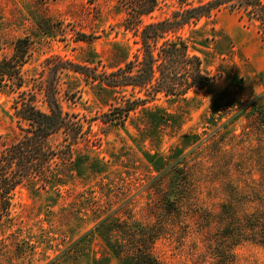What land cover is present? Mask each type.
<instances>
[{"label": "rangeland", "instance_id": "rangeland-1", "mask_svg": "<svg viewBox=\"0 0 264 264\" xmlns=\"http://www.w3.org/2000/svg\"><path fill=\"white\" fill-rule=\"evenodd\" d=\"M224 1L209 17L167 36L180 37L188 55L199 57L211 86L181 98L159 94L115 125L103 124L100 115L122 96L143 98L144 92L112 91L60 70L58 61L109 73L134 60L140 45L121 26L119 1L0 0L3 54L11 53L14 40L29 37L27 81L55 79L62 110L76 115L84 130L90 126L74 147L78 166L68 169L63 185L24 183L7 210L0 205V264H120L94 233L109 216L164 225L152 249L164 264H211L218 230L247 233L240 227L244 215L255 213L264 196V145L249 111L255 99L264 105V0ZM179 7L177 0H160L143 23L166 19ZM13 97L0 89V148L21 133ZM62 137L50 143L58 146ZM224 203L235 207L236 219L218 217ZM86 235L74 259L68 250ZM243 239L228 243L235 263L264 264V247Z\"/></svg>", "mask_w": 264, "mask_h": 264}, {"label": "trees", "instance_id": "trees-1", "mask_svg": "<svg viewBox=\"0 0 264 264\" xmlns=\"http://www.w3.org/2000/svg\"><path fill=\"white\" fill-rule=\"evenodd\" d=\"M118 1L123 13L121 26L131 32L140 45L134 60L109 73H95L85 65L58 61L60 70L81 74L85 79L97 81L112 91L130 88L144 92L143 98L122 96L120 105L100 115L103 124L123 125L130 113L155 100L159 94L181 98L190 91L211 86L213 78L203 72L199 57L188 55L187 45L180 37L171 40L167 36L175 35L184 26L195 24L203 17H209L213 10L225 3L224 0H207L195 5L192 0H177L180 7L170 17L148 24L143 23V18L155 11L160 0ZM78 40L89 39L80 35ZM31 45L29 37L18 38L12 43L11 53L4 55L0 42V89L14 96L11 108L21 132L14 141L0 148V205L4 210L9 208L14 191L24 183L38 181L43 188L63 185L68 174H72L71 171L68 173V169L72 167L76 170L78 166V161L72 160L75 145L90 132L89 125L84 130L83 122L76 115L62 110L55 79L40 77V80L27 81L24 67L31 57ZM39 98L46 105V111L38 108ZM249 107L264 145V105L261 100L255 99ZM58 134L63 136L62 144L53 146L50 139ZM259 204V209L244 215L245 222L240 224V227H247V233L241 230L239 234L225 236L227 229L218 230L211 264H236L228 245L240 240L241 236L246 238L243 239L245 241L264 247V196ZM235 213L234 206L224 203L220 205L218 217L230 216L234 220ZM166 230L164 225L143 226L131 218L111 216L94 227V233L104 243L109 257L120 264H164L154 256L152 249ZM85 238L88 235L73 245L74 251L68 250L72 256L75 252L74 259L82 252ZM228 238H232L231 241ZM93 262L107 264L106 260Z\"/></svg>", "mask_w": 264, "mask_h": 264}]
</instances>
